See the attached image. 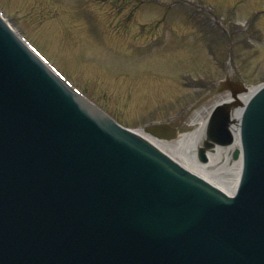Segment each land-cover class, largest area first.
<instances>
[{
  "label": "water",
  "instance_id": "95a60500",
  "mask_svg": "<svg viewBox=\"0 0 264 264\" xmlns=\"http://www.w3.org/2000/svg\"><path fill=\"white\" fill-rule=\"evenodd\" d=\"M243 120L228 196L83 104L0 21V264H264V88Z\"/></svg>",
  "mask_w": 264,
  "mask_h": 264
},
{
  "label": "rangeland",
  "instance_id": "374dc122",
  "mask_svg": "<svg viewBox=\"0 0 264 264\" xmlns=\"http://www.w3.org/2000/svg\"><path fill=\"white\" fill-rule=\"evenodd\" d=\"M0 5L88 97L134 129L177 120L190 127L180 136L193 129L189 122L196 110L206 120L205 109L230 91L216 92L219 80L227 76L248 88L264 82V0H0Z\"/></svg>",
  "mask_w": 264,
  "mask_h": 264
},
{
  "label": "bare ground",
  "instance_id": "6f19581e",
  "mask_svg": "<svg viewBox=\"0 0 264 264\" xmlns=\"http://www.w3.org/2000/svg\"><path fill=\"white\" fill-rule=\"evenodd\" d=\"M253 88L249 89L243 94L239 95L238 107L232 109L229 114L230 131L232 133L233 142H224L223 146H212L211 148L202 147V140L204 138L206 120L200 118L202 110H196L194 117L190 119V124L193 129L189 132L183 133L173 140H162L152 137H147L155 145H157L164 152L172 156L175 160L190 169L192 172L207 179L212 184L223 189L226 193L232 194L239 181L242 158L239 156L236 160L232 159L233 150L240 149L239 142V125L238 114L243 107L246 98L252 93ZM228 98V96L224 97ZM224 98L222 100H224ZM205 114L209 113L205 109ZM233 121H232V120ZM190 125V126H191ZM139 132L141 130L138 129ZM142 133V132H141ZM202 147L203 161L197 158V150Z\"/></svg>",
  "mask_w": 264,
  "mask_h": 264
}]
</instances>
